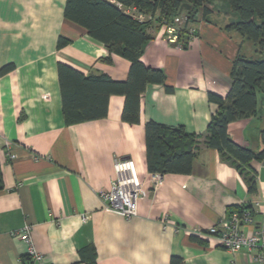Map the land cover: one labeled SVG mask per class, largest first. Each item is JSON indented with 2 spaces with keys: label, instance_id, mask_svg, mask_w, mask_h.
<instances>
[{
  "label": "crops",
  "instance_id": "crops-1",
  "mask_svg": "<svg viewBox=\"0 0 264 264\" xmlns=\"http://www.w3.org/2000/svg\"><path fill=\"white\" fill-rule=\"evenodd\" d=\"M64 3L0 0V264H29L20 238L25 224L44 257L40 264H84L79 251L87 245L98 264H258L245 249L230 253L214 237L190 233L210 227L229 208L250 206L256 223L262 214L255 202L264 213V158L249 162L250 190L236 162L203 141L217 108L208 94L226 96L233 60L245 50L244 39L225 29L232 21L224 1L197 12L185 47L168 42L160 22L147 26L140 61L165 80L146 85L138 123L122 120L120 94L109 95L103 118L65 121L58 62L118 81L127 79L130 62L65 19ZM59 37L66 39L62 46ZM257 98L255 115L227 125L235 143L254 151L263 147L264 96ZM148 120L181 126L198 140L191 172L163 173L155 188L145 158ZM115 158L133 159L146 188L130 218L103 209L97 193L110 188Z\"/></svg>",
  "mask_w": 264,
  "mask_h": 264
},
{
  "label": "trees",
  "instance_id": "trees-1",
  "mask_svg": "<svg viewBox=\"0 0 264 264\" xmlns=\"http://www.w3.org/2000/svg\"><path fill=\"white\" fill-rule=\"evenodd\" d=\"M214 0H65V19L85 28L94 39L102 42L109 53L117 54L130 62L128 77L124 81L113 80L105 74L84 75L63 62L57 64V75L61 92L62 113L67 123H78L103 118L107 114L110 94L124 96L122 120L128 123L139 122L140 97L151 83L163 84L165 75L160 69L145 66L140 61L144 44L149 39L146 32L152 20H172L183 15L185 21L179 30L178 42L185 47L189 37L187 26L196 20L197 12ZM237 19L225 26L226 30L236 31L244 42H250L258 54L240 52L233 60L230 77L231 86L225 97L209 93L208 97L217 108L211 115L203 137L204 143L224 153L236 162L241 173L247 177L251 190L255 177L249 170L252 159L264 158V128L261 130L262 149L254 151L235 143L227 132L230 122L255 115L258 111L257 93L264 96V0H227ZM182 3L189 9L179 11ZM135 7L138 12L154 19L138 21L124 11ZM66 39L59 37L57 46ZM241 46V45H240ZM253 51V49H252ZM107 56L105 60H109ZM2 69V72L8 70ZM145 158L149 173H190L196 156L197 135L187 133L181 126H167L153 120L145 125ZM2 176L0 169V189ZM251 208L250 206H243ZM239 208H229L227 212ZM252 209V208H251ZM84 264H98L93 245L79 251Z\"/></svg>",
  "mask_w": 264,
  "mask_h": 264
},
{
  "label": "built area",
  "instance_id": "built-area-1",
  "mask_svg": "<svg viewBox=\"0 0 264 264\" xmlns=\"http://www.w3.org/2000/svg\"><path fill=\"white\" fill-rule=\"evenodd\" d=\"M124 11L132 15L138 21L153 19L152 16L138 12L135 7H127ZM185 17L175 16L172 20L161 19L165 31V39L168 42L179 45L178 35ZM189 36L195 35V28L188 26ZM115 177L109 189H99L98 197L103 209L119 214L125 218L137 214V201L146 194L144 182L137 174L136 165L131 158H115L113 164ZM162 174L150 173L148 183L155 188L161 181ZM254 206L262 214L261 219L254 221L251 208L243 207L234 209L223 215L217 222L206 229L193 227L190 233L197 237L212 236L217 244L230 253H236L241 249L252 255L253 261L262 264L264 261V213L262 205L255 202ZM86 219V217H83ZM20 238L27 245V261L29 264H40L44 257L33 246L30 225L25 224L21 229Z\"/></svg>",
  "mask_w": 264,
  "mask_h": 264
},
{
  "label": "rangeland",
  "instance_id": "rangeland-1",
  "mask_svg": "<svg viewBox=\"0 0 264 264\" xmlns=\"http://www.w3.org/2000/svg\"><path fill=\"white\" fill-rule=\"evenodd\" d=\"M221 1H224V3L226 4V6H227V9L229 10V15H227V14H225V15H227V20H229V21H235L236 19H237V15H236V13H234L233 11H232V9H231V7H230V5H229V2L227 1V0H221ZM210 5V4H209ZM212 7H213V5L211 4V6H210V8L212 9ZM218 9V8H217ZM184 10V9H183ZM218 11H219V9H218ZM221 12V11H220ZM224 13V12H223ZM244 49H245V51L246 52H248V51H250L251 52V54H258V52L257 51H254V47H253V45L250 43V42H244ZM252 49H253V51H252ZM262 56H264V49H263V52H262ZM259 94H261V95H263L261 92H258L257 93V95H258V97H259Z\"/></svg>",
  "mask_w": 264,
  "mask_h": 264
},
{
  "label": "water",
  "instance_id": "water-1",
  "mask_svg": "<svg viewBox=\"0 0 264 264\" xmlns=\"http://www.w3.org/2000/svg\"><path fill=\"white\" fill-rule=\"evenodd\" d=\"M184 8L185 9H189L190 8V5L187 4V3H182L181 6H180L179 11L181 12Z\"/></svg>",
  "mask_w": 264,
  "mask_h": 264
}]
</instances>
